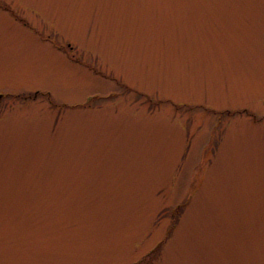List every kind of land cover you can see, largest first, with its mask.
<instances>
[{"label":"rangeland","instance_id":"obj_1","mask_svg":"<svg viewBox=\"0 0 264 264\" xmlns=\"http://www.w3.org/2000/svg\"><path fill=\"white\" fill-rule=\"evenodd\" d=\"M1 94L0 264H264V0H0Z\"/></svg>","mask_w":264,"mask_h":264}]
</instances>
